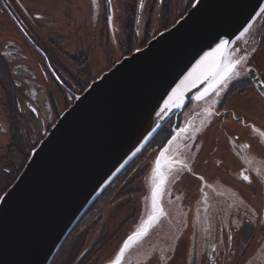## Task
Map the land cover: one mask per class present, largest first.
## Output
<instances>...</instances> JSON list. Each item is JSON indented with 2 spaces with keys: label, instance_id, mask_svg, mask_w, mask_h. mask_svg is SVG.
I'll list each match as a JSON object with an SVG mask.
<instances>
[{
  "label": "flooded vegetation",
  "instance_id": "1",
  "mask_svg": "<svg viewBox=\"0 0 264 264\" xmlns=\"http://www.w3.org/2000/svg\"><path fill=\"white\" fill-rule=\"evenodd\" d=\"M195 1L146 0L137 25L139 0H120L116 14L112 0H0V200L77 97L176 25ZM233 50L234 56L246 57L238 68L241 76L219 97L214 93L203 102L191 101L142 154L143 178L150 184L156 157L177 130L188 127L173 149L192 172H176L170 182H190L196 191L189 194V214L172 228L181 231L176 236L182 249L172 264H240L264 238V137L254 130L264 132V95L249 74L256 71L264 84V12ZM98 69H104L100 75ZM141 185L139 221L134 219L117 236V218L99 201L66 239L57 264H69L77 250L75 264L89 258L93 264L113 261L149 215L150 195ZM230 189L231 198L225 195ZM216 196L220 204L225 199L220 213L212 211ZM116 241V248L110 247Z\"/></svg>",
  "mask_w": 264,
  "mask_h": 264
},
{
  "label": "water",
  "instance_id": "2",
  "mask_svg": "<svg viewBox=\"0 0 264 264\" xmlns=\"http://www.w3.org/2000/svg\"><path fill=\"white\" fill-rule=\"evenodd\" d=\"M145 1L139 0L137 25ZM262 9L264 0H200L176 25L117 63L78 96L0 200V264H51L85 214L166 124L191 101L203 102L214 94L198 100L208 83H186L180 107L161 111L218 39L229 40L228 48L233 50ZM249 74L264 95L257 72L249 70Z\"/></svg>",
  "mask_w": 264,
  "mask_h": 264
},
{
  "label": "snow or ice",
  "instance_id": "3",
  "mask_svg": "<svg viewBox=\"0 0 264 264\" xmlns=\"http://www.w3.org/2000/svg\"><path fill=\"white\" fill-rule=\"evenodd\" d=\"M17 2H19V0H17ZM93 2H95V0H93ZM108 2L111 3V0H108ZM199 3L200 0H196L193 7H197ZM140 7H143V4H141ZM261 11L264 12V9ZM109 22L111 23V17H109ZM245 31H247V29H245ZM229 43V40L219 38L215 47L200 58L193 70L181 81V85L173 90L172 94L164 102V108L161 109V111H165L173 106L180 107L179 100L182 97V86L186 83L195 85L197 80L202 83H208V87L204 89V92L196 97V99L199 100L209 93H215V95L219 97L221 91L226 89L232 80L239 78L241 76V71H239L238 68L246 62V57L234 56V50L228 48ZM205 112L209 115L213 114L210 109H205ZM216 114L218 115V113ZM157 115H159V113H157ZM254 130L259 132L261 137H264V132H261L259 129ZM188 131V127L179 129L177 134L168 140L167 145L162 148L159 155L156 157L151 173V213L148 215L147 219L142 222L140 227L124 242L119 253L115 256L114 260L111 261V264H122L125 251L129 249L130 245L144 237L148 233L149 228L157 221L158 217L166 215L159 200L172 171L175 169L177 172H192L188 164L174 154L175 150L172 147L173 144L181 139L183 135L187 134ZM193 131H198V129H193ZM185 147H187V145H185ZM139 150V148L136 149V151ZM257 174L259 175L258 170ZM199 179L203 180V177H199ZM243 179L248 183L252 182L247 174H243Z\"/></svg>",
  "mask_w": 264,
  "mask_h": 264
},
{
  "label": "rangeland",
  "instance_id": "4",
  "mask_svg": "<svg viewBox=\"0 0 264 264\" xmlns=\"http://www.w3.org/2000/svg\"><path fill=\"white\" fill-rule=\"evenodd\" d=\"M120 4H121L120 0H112V5L114 6V9H115L114 10L115 14L116 12H118V9H119L118 7ZM104 69H101V70L98 69L96 71L97 74L99 73L98 75H100V73ZM188 112L189 111L187 110L185 114ZM176 172L175 173L173 172V174L177 175ZM145 180H146V177L142 178V180L138 181L137 182L138 184L136 183L135 185L137 188L142 187L141 185L142 183L144 190H145V194L149 196L151 193L152 186H151V182L150 184H148L147 180L146 181ZM194 188L195 187L192 186L190 182L189 183L184 182V183H181L180 185L178 184L173 185V183L170 182L166 186L164 193L162 194L160 203L166 214L169 213L167 205L168 204L172 205L170 208V216L168 215L167 218H165L166 215H164V217L152 227L151 231L145 238L139 240L137 243L130 246V249L126 252L124 256L122 264H172L173 262L179 259V253L182 249H181L180 243L178 242L179 238H177L176 235L181 233V231H177L175 233L172 228L178 225L177 222L180 220L182 216H186L187 214H189L188 213L189 206L191 205V203L189 204V200H190L189 194L191 195L192 189L196 191ZM213 190H215V188ZM215 193L216 192H213L214 195ZM225 195L231 198L234 195V193L230 189L225 193ZM139 200L140 202L142 201L140 198ZM226 200H229V199H226ZM133 201L137 205L138 196H135ZM220 201L221 199L219 196L214 197V200L212 201L213 202L212 211L220 213L223 210L221 205L225 202V199L222 200L223 202L221 204H220ZM190 202H192V200ZM130 213H131L130 209H128L127 211H124L123 217H125L127 214H130ZM138 216L139 214L135 218V219L138 218L137 221H139ZM164 218L168 220H164ZM117 221H119V219ZM114 224H116V222ZM133 232L134 231H132L130 235H132ZM117 244H118V241H116L110 247L115 246L114 248H116ZM113 249H111L108 253H106L104 257L107 258V256L110 255ZM250 253L251 254L245 256L246 257L245 259H241L239 263L240 264H264V238H262V243L260 244L259 249H254L250 251Z\"/></svg>",
  "mask_w": 264,
  "mask_h": 264
},
{
  "label": "trees",
  "instance_id": "5",
  "mask_svg": "<svg viewBox=\"0 0 264 264\" xmlns=\"http://www.w3.org/2000/svg\"><path fill=\"white\" fill-rule=\"evenodd\" d=\"M142 154L112 183V185L98 199V202H96V204L92 206L89 212H87L88 215V213H90L98 205L99 201H105V205L107 207L106 211L110 212V209H112L113 213H111L114 214L112 218H117V220L119 219V221L114 224V226H117L115 227L117 236L130 223L132 224L133 220L139 214V209L137 208V205L133 201V199L135 196L140 197L139 194L141 193V190L137 188L135 184L143 178V175L145 173L143 166L144 157H142ZM115 205H118V208L113 210V206ZM128 209L131 210V213L123 217V212L127 211ZM77 251H75V253L73 254V257L69 264H75L78 261L79 253L81 251ZM61 252L62 249H60L51 264H57L61 260ZM86 264H93V262H91V259L89 258ZM95 264H98V262H96Z\"/></svg>",
  "mask_w": 264,
  "mask_h": 264
}]
</instances>
